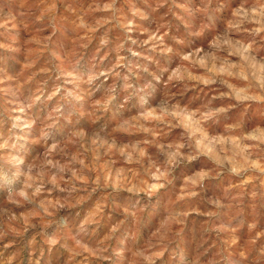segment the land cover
<instances>
[{
  "label": "rangeland",
  "instance_id": "1",
  "mask_svg": "<svg viewBox=\"0 0 264 264\" xmlns=\"http://www.w3.org/2000/svg\"><path fill=\"white\" fill-rule=\"evenodd\" d=\"M0 264H264V0H0Z\"/></svg>",
  "mask_w": 264,
  "mask_h": 264
},
{
  "label": "clouds",
  "instance_id": "2",
  "mask_svg": "<svg viewBox=\"0 0 264 264\" xmlns=\"http://www.w3.org/2000/svg\"><path fill=\"white\" fill-rule=\"evenodd\" d=\"M102 43H103V41H102ZM168 51H171V49H168ZM184 59H188V57L187 56H185L184 57ZM146 72H147V68H145L144 69ZM101 75H103L104 73H100ZM174 78H176V73L175 72H173V74L172 75H170L169 77H168V80L169 81H171V80H173ZM157 79L159 80V77H157ZM204 84H209V83H212V81H210V80H204V81H202ZM128 87H130V85H128ZM141 102H142V104L143 103H146L147 101H145L143 98H141ZM177 107H178V105H177ZM225 111V109L224 108H217V109H215L214 111H212V110H208L207 112H205V113H203V115H202V119H208V118H210V117H212V116H214V115H216V114H218V113H222V112H224ZM175 113H173V115H174ZM180 156V153L177 151L175 154H174V161L173 162H179V161H177V160H175V157H179ZM190 159H194V158H190ZM163 175V173H161V176ZM159 179V178H158ZM159 187H163V184H161V185H159Z\"/></svg>",
  "mask_w": 264,
  "mask_h": 264
}]
</instances>
